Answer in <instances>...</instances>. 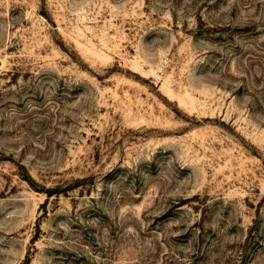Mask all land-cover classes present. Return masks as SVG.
<instances>
[{
	"label": "rangeland",
	"instance_id": "rangeland-1",
	"mask_svg": "<svg viewBox=\"0 0 264 264\" xmlns=\"http://www.w3.org/2000/svg\"><path fill=\"white\" fill-rule=\"evenodd\" d=\"M0 264H264V0H0Z\"/></svg>",
	"mask_w": 264,
	"mask_h": 264
}]
</instances>
